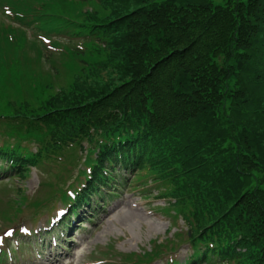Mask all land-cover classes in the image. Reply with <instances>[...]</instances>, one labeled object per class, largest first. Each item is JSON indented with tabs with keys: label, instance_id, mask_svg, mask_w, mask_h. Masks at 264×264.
Instances as JSON below:
<instances>
[{
	"label": "trees",
	"instance_id": "trees-1",
	"mask_svg": "<svg viewBox=\"0 0 264 264\" xmlns=\"http://www.w3.org/2000/svg\"><path fill=\"white\" fill-rule=\"evenodd\" d=\"M49 1L76 19L86 50L60 60L64 88L48 54V70L25 50L3 66L6 51L19 54L0 37V125L16 144L0 156L10 171L25 177L30 164L87 142L93 173L76 203L99 186L112 191L122 165L175 200L188 264H264V0ZM25 142L38 153L24 155Z\"/></svg>",
	"mask_w": 264,
	"mask_h": 264
},
{
	"label": "rangeland",
	"instance_id": "rangeland-1",
	"mask_svg": "<svg viewBox=\"0 0 264 264\" xmlns=\"http://www.w3.org/2000/svg\"><path fill=\"white\" fill-rule=\"evenodd\" d=\"M27 50L30 57L36 62L38 60L37 57H39L37 51L33 46H30ZM52 58L55 59L57 56ZM59 58L60 59L56 60H61L63 56L59 55ZM37 66L46 70V66H49V62L44 59H42V62L38 60ZM66 74H68V71L62 67V71H59L57 75L62 77H59V80H61L60 86L64 88L71 82H66V79L68 80V76L65 77ZM70 85H72V83ZM1 106L3 109H10L11 105L2 102ZM3 166L5 167L4 164ZM76 174L77 170L74 171V176H76ZM4 176V173L0 174V178L3 180L1 186L5 185L7 193H4L2 187H0L1 200H8L9 196L16 194L14 191L15 188L22 189L28 199L37 200V198H44L45 192H43L44 188L42 185L43 182L48 181L49 178L40 170L32 169L29 177L24 182L19 180L16 181L11 178L7 179V177ZM128 178H130V175ZM133 178L129 180L132 181L134 180ZM132 185L133 183L121 188L118 196L109 198L105 202V207L97 208L94 221L85 224L83 228L76 232L73 238L74 244H69L70 248L68 255L64 252L58 253L56 249L47 246L46 250H48V253L46 252L41 259L33 257L32 252H30V246L33 244L31 245V240L26 241L25 238L21 240V244H23L24 247H21L18 251L13 250V256H15L13 264H29V262H33L34 264H99V261L108 258L109 253L114 254L116 259L124 258L130 253L141 255L144 252H150L154 248L155 241L164 243L167 239L169 242L166 243L169 245L168 247L173 248L174 254H176L178 260L184 262L187 257L191 255L192 250L189 245L185 242L183 243L179 237L176 236L174 238V234L187 231L183 220H172L169 216H166L160 211V208L164 206L169 209L166 203L167 201L165 202L157 198L140 199V193H138L136 189H132ZM150 187L154 188V185H150ZM48 191L49 190H47V192ZM59 202L60 199L58 203ZM26 203L28 207L23 208V210L26 211L24 214H18L14 221L9 223L6 222L8 225H4V223L0 224V233L9 227H17L23 223H28L26 225L31 229L38 225L35 224L38 218L26 219L29 218L30 213L34 211L30 202L27 201ZM0 206L4 207L1 202ZM49 206L50 208L48 209L52 210L51 204H49ZM116 208L120 210L132 208L136 213L137 219L130 220L129 217H123L122 220L117 221L114 215L108 216V214ZM55 209L52 210L53 213ZM21 216L25 218H21ZM48 217L49 216H46L44 218L46 219ZM0 221L3 220L0 219ZM30 222H34V224ZM123 222L124 224H122ZM2 259L6 261L5 256H3ZM47 260L50 262H47ZM165 263L166 261L161 259L155 264ZM7 264H11V262Z\"/></svg>",
	"mask_w": 264,
	"mask_h": 264
},
{
	"label": "bare ground",
	"instance_id": "bare-ground-1",
	"mask_svg": "<svg viewBox=\"0 0 264 264\" xmlns=\"http://www.w3.org/2000/svg\"><path fill=\"white\" fill-rule=\"evenodd\" d=\"M110 215H114V217L116 218V220H122L123 217H129L130 220H136L137 219V216H136V213L134 212V210L132 208H128L127 210H124V209H115V210H112L108 216ZM121 223V222H120ZM124 224V222L122 223Z\"/></svg>",
	"mask_w": 264,
	"mask_h": 264
},
{
	"label": "snow or ice",
	"instance_id": "snow-or-ice-1",
	"mask_svg": "<svg viewBox=\"0 0 264 264\" xmlns=\"http://www.w3.org/2000/svg\"><path fill=\"white\" fill-rule=\"evenodd\" d=\"M8 235H11V233L9 232Z\"/></svg>",
	"mask_w": 264,
	"mask_h": 264
}]
</instances>
